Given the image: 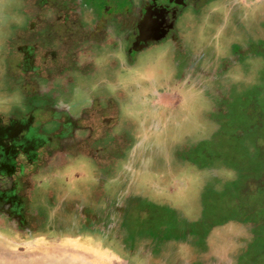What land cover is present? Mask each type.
<instances>
[{"label":"rangeland","instance_id":"374dc122","mask_svg":"<svg viewBox=\"0 0 264 264\" xmlns=\"http://www.w3.org/2000/svg\"><path fill=\"white\" fill-rule=\"evenodd\" d=\"M27 1L0 0V115L38 113L41 159L0 187L30 231L0 235L59 264H264V0Z\"/></svg>","mask_w":264,"mask_h":264},{"label":"flooded vegetation","instance_id":"af4514ba","mask_svg":"<svg viewBox=\"0 0 264 264\" xmlns=\"http://www.w3.org/2000/svg\"><path fill=\"white\" fill-rule=\"evenodd\" d=\"M26 2L28 1L26 0ZM182 70H184L183 67ZM171 75L172 74H170V76ZM185 75L186 74H184L182 79L181 77L178 78V83H181L183 79H186ZM184 80L182 82H184ZM193 80V83H196V80L199 79L195 78ZM167 82L169 84L172 83L169 79L165 80L163 83ZM160 84L162 83H159L158 85ZM38 117V113L33 114L30 117L32 120L30 119L29 121L20 123L13 120V118L2 117L0 115V173L2 174L0 176V187L2 191L5 190L6 192V190H11V187L15 185L16 182L18 183V180L20 181V174L23 172L28 173V171L31 170V167L36 165L41 159V154L39 152L41 146L39 138H41V135L38 130ZM5 192L3 194L4 197H0V203L5 206H9V204L13 206L15 201L11 200L12 197H7ZM14 200H16V198H14ZM12 206L10 208H12ZM5 221H7L9 225L6 226V228L1 225V222L5 223ZM14 224H18L19 228L25 231H30L31 229L29 226L30 223L27 226L20 224L12 213L8 214V216L0 217V226L5 231L8 230L9 232V230H14L8 228Z\"/></svg>","mask_w":264,"mask_h":264},{"label":"crops","instance_id":"0c3cea01","mask_svg":"<svg viewBox=\"0 0 264 264\" xmlns=\"http://www.w3.org/2000/svg\"><path fill=\"white\" fill-rule=\"evenodd\" d=\"M12 246L0 235V264H59L55 247Z\"/></svg>","mask_w":264,"mask_h":264},{"label":"trees","instance_id":"16d2710c","mask_svg":"<svg viewBox=\"0 0 264 264\" xmlns=\"http://www.w3.org/2000/svg\"><path fill=\"white\" fill-rule=\"evenodd\" d=\"M198 92V91H197ZM198 94H199V92H198ZM201 95H203L204 97H206L207 98V95L204 93V92H201ZM209 99V98H208ZM230 186H232V185H230ZM259 189H262V188H259ZM227 190H228V192L230 193V194H232L233 193V188L232 187H228L227 188ZM214 191V190H213ZM226 191V190H225ZM219 193H221V192H218V198L219 199H222L223 201H224V197H222ZM224 193V192H223ZM205 194V193H204ZM229 199V198H228ZM230 201H232V200H230ZM232 203V202H231ZM207 204V203H206ZM220 206L221 207H223V209L224 210H226V209H228L229 211L230 210H232V209H234V208H232L233 206H234V203H232V204H230V203H227V202H224L222 205L220 204ZM239 207H238V212H241V213H248V212H250V206L248 207V208H246V207H244V206H242V205H238ZM155 207H157L158 208V206H155ZM160 208V207H159ZM207 208H208V205H206V207H205V211L206 212H208V210H207ZM232 208V209H231ZM251 208H253V207H251ZM163 209H166L165 207L163 208ZM223 209H220V211H222ZM167 210V209H166ZM150 218H151V216H149V220H150ZM230 220H238V218L237 217H234V218H231ZM263 219H261V218H259V220L257 219V220H255V218H247L246 220H245V222H252V223H255V224H258V227L259 226H261L262 224L264 225V223H263ZM220 225H223V224H217L216 226H220ZM215 226V227H216ZM175 227H177V226H175ZM179 229V228H178ZM159 236H161V235H159L158 233H156L155 235H154V233H152V235H151V237H152V239H154V238H159ZM162 238H164V236H161ZM171 237H174L175 238V240L177 241V240H181L182 238H180V236H178L177 234H170V235H168V237L167 236H165V238H166V240H169ZM206 236L203 238V241H202V243H205V240H206ZM254 242H255V239H254ZM254 242L252 243V245H251V247H253L254 246Z\"/></svg>","mask_w":264,"mask_h":264}]
</instances>
